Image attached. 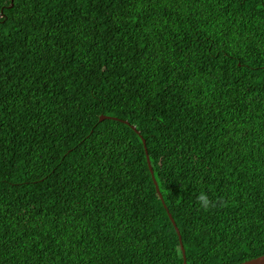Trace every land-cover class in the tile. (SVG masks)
Wrapping results in <instances>:
<instances>
[{"label":"trees","instance_id":"obj_1","mask_svg":"<svg viewBox=\"0 0 264 264\" xmlns=\"http://www.w3.org/2000/svg\"><path fill=\"white\" fill-rule=\"evenodd\" d=\"M181 245L264 254V0H0V264Z\"/></svg>","mask_w":264,"mask_h":264},{"label":"water","instance_id":"obj_2","mask_svg":"<svg viewBox=\"0 0 264 264\" xmlns=\"http://www.w3.org/2000/svg\"><path fill=\"white\" fill-rule=\"evenodd\" d=\"M103 117H104V116H101V119H102ZM148 163H149V161H148ZM150 170H151V169H150ZM151 172H152V170H151ZM153 180H154V183H155V186H156V190H157L158 194L161 196L160 191H159V188H158V185H157V182H156V180H155L154 178H153ZM169 216H170V219H171V221H172V223H173V225H174V227H175V230H176V232H177V234H178V236H179V240H181L180 231H179V229H178V227H177V225H176L174 219L172 218L171 214H169ZM181 250H182V252H183V258H184V262H183V264H186V258H185V252H184V247H183V245H181ZM240 264H264V254L261 255V256H258V257H255V258H252V259H250V260H246V261H244V262H242V263H240Z\"/></svg>","mask_w":264,"mask_h":264},{"label":"clouds","instance_id":"obj_3","mask_svg":"<svg viewBox=\"0 0 264 264\" xmlns=\"http://www.w3.org/2000/svg\"><path fill=\"white\" fill-rule=\"evenodd\" d=\"M195 199L201 208L207 209L210 207V201L207 193L201 191L196 195Z\"/></svg>","mask_w":264,"mask_h":264}]
</instances>
